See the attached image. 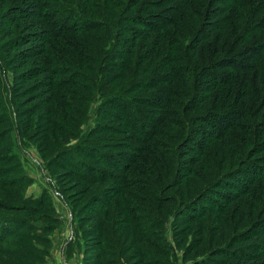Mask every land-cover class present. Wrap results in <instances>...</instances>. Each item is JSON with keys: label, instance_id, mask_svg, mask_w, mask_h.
Instances as JSON below:
<instances>
[{"label": "rangeland", "instance_id": "374dc122", "mask_svg": "<svg viewBox=\"0 0 264 264\" xmlns=\"http://www.w3.org/2000/svg\"><path fill=\"white\" fill-rule=\"evenodd\" d=\"M60 1L69 8L72 14L76 13L70 20L71 23L67 24L68 27L62 28V33L66 30L68 32L76 31L74 28L79 23L73 26L71 24L81 16L91 21L86 24L87 28H91L95 24L98 26L101 20L97 18H101L100 12L104 8H107L104 10H108L116 7L117 9L113 10L115 17L118 14L120 17L126 15L128 18L133 16L152 18L157 15L170 16L169 8L175 4L174 0H152V5L155 7L146 8L141 5L142 9L139 10L138 5L132 6L134 0ZM22 6L27 13L34 14L36 12L31 0H0V65L4 63L5 66V69L0 68V108H4L7 112L0 113V118L3 120L0 122V130L6 128L2 131L3 134L6 133L3 141L5 146L0 147V201L18 202L17 193L11 189L17 178L12 174H6L5 168L19 166L18 171L20 168V172L30 178V182L23 191L24 197L35 199L45 190L51 197L54 214L59 217V220L55 227H46L44 230L37 227L34 231L33 234L36 238L31 239L29 244L31 248L36 249L38 260L33 259L30 255L25 256V253L20 258L27 264H32L31 262L35 264H83L85 241L82 238V231L86 230L85 240L91 244L96 238L89 236V230L94 231L98 227V223L102 227L104 235L112 236L115 239L117 251L122 244L125 247L128 246L127 243L134 236L130 222H134L137 226L136 231L140 234L137 235V239L140 238L138 236H144L147 242L151 243L152 246L146 245L147 248L152 250V247L159 246V244L163 246L159 237L160 232L152 228L146 229L148 226L144 225L148 220L145 218L148 217L150 206L153 205L152 202L150 203L151 191L154 190L156 196L172 193L178 195L180 199L194 198L197 200L198 197L195 198V195L201 191V188H213L217 192L213 200H220V192H223L224 189L213 187L215 185L213 182L218 175L222 176L220 178L222 180L223 175L231 174L233 171L229 173L228 170L240 166L245 158L244 154L247 152L248 157H252L253 150L251 151L250 148L257 143L258 135L256 140L250 137L247 141L238 140L237 144L236 140H233L234 136L224 137L210 142L204 152L201 151L202 153L198 154L197 152L191 153L192 143L187 141L192 136L194 138H199V136L196 137L192 133L187 134L179 144V154L182 160L180 167L189 166L185 161L189 156L199 158L202 155L201 162L194 167L195 177H186L179 186L168 185L161 194L157 193L159 189L156 186H159V181L164 183L162 178L165 172L164 165L168 166V162L164 161L168 150L166 149L162 153L160 147L167 145L171 148L179 143L177 138L180 137L173 141L164 135L175 133L179 135L178 126L175 125L176 121L174 124L171 123L172 121L162 125L157 123L159 131H156L154 136L152 135L151 140L146 141V134L133 133L130 127L122 123L123 119L118 118L120 117L119 112L113 115L108 111L109 109L104 111L103 105L100 107V102L116 94L117 92H114L113 89L116 86L131 87V84L133 86L135 82L150 76L151 70L160 61H166L164 56L168 52L165 51L167 46L165 41L161 39L159 42L157 37V48L153 52L154 47L148 41L154 39L152 40L148 34L134 33L133 30L140 31L141 29L140 25L134 27L133 23L128 24L125 30L123 24L120 23L118 34H116V23H113L114 28L111 23L110 27L106 23L95 30H82L80 35H68L67 33L61 38H51L50 41H47V45H50L52 52L58 58L57 62L52 61L51 64L61 70L67 71L68 69L69 73H65L67 75L62 73L63 75L60 76L69 77L68 74H70L68 82L72 84L60 83L57 87H51L48 76L39 72L48 59L44 55H35L30 52L42 47L44 42L27 41L25 45L19 46L11 43L14 41L13 39L26 34L35 33L38 36L45 34V28L38 19L33 17L18 19L17 15L20 12L17 9ZM104 16L103 19L109 22V18H104ZM8 18L12 20L6 21ZM184 38H181L180 41L183 42ZM216 38L217 35H214L213 40L208 42L206 47L214 46ZM170 39L171 37L167 40ZM172 68L173 66L165 68L163 71L160 69L157 74H165V70L170 72ZM175 74L177 78L182 77V74L180 75L177 71ZM150 90L157 92L160 90V85L157 84L151 89L134 88L130 95L132 97L136 95V99L137 96L151 99ZM180 91L184 93L186 90ZM10 92H12V97ZM183 100H186V97H183ZM146 106L140 108L146 110ZM173 108L179 110L180 107ZM203 108L208 109L209 105H203L202 110ZM202 110L199 109L201 112ZM145 113L146 116H151L148 112ZM6 119L12 121L13 124H10ZM11 125H13L12 128ZM20 126L25 129L24 135L21 134V136L17 131ZM195 127L203 129L197 124ZM188 131H191L190 127ZM132 135L134 136L132 137ZM231 135L238 136V133L234 131ZM136 136H143L145 143L140 145ZM83 138L96 140L100 144L99 148L104 152L129 151L128 156L119 153L117 157L122 162L130 159L133 162L130 165H125L124 169L126 177L130 179V184H128L130 187H121L115 182V179H107L98 183L81 179L73 173L62 175L64 169H57L53 165L57 152L60 148L77 144ZM260 140L263 143L262 139ZM263 154L264 152L261 153V156ZM7 156H9V160L5 161ZM254 156L257 157V155ZM49 160L50 162L47 164ZM168 161L172 162V157ZM118 171L121 172V170ZM182 171L183 169L179 170V174L184 176ZM11 178H13V183L8 184L10 189L8 190L6 189L7 183H9L7 180ZM3 182L6 184L2 185ZM208 182L212 184L210 183V185ZM206 183L208 184L202 187ZM58 186L64 190V196L68 197V205L58 193ZM261 186H264V183H261ZM113 188L117 192L121 190L120 199L111 194ZM122 196L130 201L127 203V207L123 204ZM252 196L258 197L259 200ZM252 196L239 197L234 200V205H228L219 212L205 213L201 218L196 219L189 225V230L186 232L185 246L199 245L198 252L202 254L211 247L228 242L233 235L249 231L255 221L264 220V193L257 189ZM96 197L101 198L106 206L95 207L93 200ZM207 206L212 208V205ZM127 208L130 220L128 225L126 224L128 219H124L126 214L120 213ZM32 210L31 212H33ZM153 212L156 213L154 208ZM28 214L33 216L30 214V210ZM37 224L40 226L43 222H37ZM183 224L185 225V223ZM168 226L166 237L174 249L178 262H180L181 250L172 240V231L168 229ZM255 239L256 237L252 240ZM261 240L264 238L262 237ZM89 254H95V251L92 250ZM89 258L87 260L91 264H99L94 261V258L93 260ZM161 258L165 259L164 256ZM114 260V263L111 261L107 264H123L126 261V256L120 254L117 256L116 254ZM0 264L3 263L0 262Z\"/></svg>", "mask_w": 264, "mask_h": 264}, {"label": "trees", "instance_id": "16d2710c", "mask_svg": "<svg viewBox=\"0 0 264 264\" xmlns=\"http://www.w3.org/2000/svg\"><path fill=\"white\" fill-rule=\"evenodd\" d=\"M174 1L175 4L169 8L170 16L157 15L152 18L133 16L128 18L126 15L120 17L117 14L116 18L115 12H113L117 9L116 7L108 10H104L107 9L104 8L100 12L101 18H97L101 20L98 26L95 24L91 28H87L86 24L90 20L81 16L71 24L73 26L79 23L74 28L76 31L68 32L66 30L63 33L62 28L68 27L67 24L76 13L72 14L60 0H31L36 8L34 14L27 13L23 6L17 9L20 12L17 15L18 19L32 17L38 19L45 28V34L43 36H38L35 33L26 34L13 39L14 41L11 43L19 46L25 45L27 41L44 42L42 47L30 52L35 55H44L48 59L39 72L48 76L51 87H57L60 83L72 85L71 82H68L70 74H68L69 77L60 76L63 75L62 73L67 75L65 73H69L68 69L67 71L61 70L51 64L52 61H58L50 45H47V41H50L51 38H61L67 33L68 35H80L82 30H95L106 23L109 27L111 24L113 27V23H116V34H118L120 23L123 24L124 30L128 24L133 23L134 27L140 25L141 29L140 31L133 30L134 33L148 34L152 40L154 39L148 41L154 47L153 52L157 48V37L159 42L161 39L165 41L167 45L165 51L169 53L164 56L166 61H160L151 70L150 76L135 82L133 86L132 84L131 87L116 86L113 89L117 93L100 102V107L103 105L104 111L109 109L108 111L113 115L119 112L120 117L118 118H122V123L130 127L133 133L146 134L147 136L144 135L146 141L151 140L156 131H159L157 123L162 125L172 121L171 123L174 124L176 121L175 125L178 126L179 135L176 133L164 135L173 141L180 137L177 138L179 143L171 148L167 145L160 147L162 153L166 149L168 150L166 152L168 156L165 154L166 158H164V161L168 162V166L164 165L165 172L162 175L164 183L159 181V186H156L159 189L157 193L161 194L168 185L179 186L186 177H195L194 167L201 162L202 155L199 158L189 156L185 160L189 166L180 167L182 160L179 154V144L187 134L192 133L196 137L199 136V138L192 136L187 141L192 143L191 153L197 152L198 154L204 152L210 142L224 137L234 136L233 140H236L237 144L238 140L247 141L250 137L256 140L258 135L257 143L250 148L251 151L253 150L252 157H248L247 152L244 154L245 158L243 157L242 164L236 167L239 170L233 167L228 170L229 173L233 171L231 174L223 175L222 180H220L222 176L218 175L217 179H219L213 182L215 183L213 187L224 189L223 192H220V200H213L214 195L217 194L213 188H201V191L195 195V198L198 197L197 200L194 198L180 199L178 195L172 193L156 196V192L150 190L152 192L150 203L152 202L153 205L150 206L148 217L145 218L148 220L144 225L148 226L146 229L152 228L160 232L159 237L163 246L159 244L150 250L146 245L149 247L152 245L147 242L144 236H138L140 238L137 239V235L140 234L136 231V224L128 219L127 208L120 213L126 214L124 218L128 219L126 224L128 225L130 222L132 230H134L132 232L134 236L127 243L128 246L125 247L122 244L118 252L115 248L117 245L115 239L112 236L104 235L102 227L98 223V227L94 231L89 230V236L96 238L91 244L85 240L86 230L82 231V238L85 241L83 264H91L87 260L89 257L92 260L94 258V261L99 264H107L111 261L114 263L116 254L117 256L119 254L126 256V261L123 264H264V240H261L262 237L264 238V220L255 221L249 231L233 235L228 242L211 247L202 254L198 252L199 245L185 246L189 225L201 218L203 214L212 211L219 212L228 205H234V200L239 197L252 196L257 189L264 193V186H261V183H264V154L261 156V153L264 152V0ZM152 3V0H134L132 6L138 5L140 10L142 9L141 5L146 8L155 7ZM103 16L104 18L108 17L109 22H106ZM11 20L8 18L6 21ZM214 35H217L214 46L206 47V44L213 40ZM170 37L171 39L167 40ZM181 38H184L183 42L180 41ZM171 66H173L172 71L165 70V74H157L160 69L163 71ZM4 67V63L0 65L1 69H5ZM174 70L180 75L182 74V77L177 78ZM157 84L160 85V90L157 92L150 90L151 99L144 98V96H137L136 99L135 94L133 97L130 95L134 88L151 89ZM180 90L186 91L182 93ZM10 95L13 96L12 92ZM183 97H186V100H183ZM139 105H147V111L142 110ZM203 105H209V108L202 110ZM177 106L180 107L179 110H174L173 107ZM1 112L7 113L4 108H0ZM145 112L151 116H146ZM1 121L3 120L0 118ZM8 122L13 124L12 121ZM196 124L203 129H197ZM12 127L13 125H11ZM189 127L191 131H188ZM4 129L0 130V147L5 146L3 141L6 133L2 132ZM17 131L21 136V134L24 135L25 129L20 126ZM234 131L238 133V136L231 135ZM143 138V136H136L140 145L145 143ZM19 140L22 141L20 137ZM99 147L100 144L96 140L83 138L73 146L60 148L53 165L57 169H64L62 175L73 173L81 179L98 183L107 179H115V182L121 187H130L128 185L130 179L126 177L124 169L125 165H130L133 162L131 159L122 162L117 157L119 153L128 156L129 151L104 152ZM170 157H172V162L168 161ZM7 160H9V156L5 157V161ZM49 162L50 160L47 164ZM18 167L14 165L10 166V169L5 168L6 174H12L17 178L16 183H13V178L7 180L9 183H7L6 189L10 190L8 184L13 183L11 189L17 193L18 202L0 201V262L3 264L6 262L7 264H27L20 258L22 254L24 256V253L25 256L30 255L33 259L38 260L36 249L31 248L29 244L31 239L36 238L33 234L34 231L37 227H40L41 230L46 227H55L59 220V217L54 214L51 197L45 190L38 198L24 197L23 191L30 182V178L22 174L20 168L18 171ZM182 169L184 176L179 174V170ZM113 189L111 194L119 198L121 190L117 192V186L116 189ZM57 191L68 205V197L64 196L61 186H58ZM252 197L259 200L258 197ZM121 198L127 207L129 199L123 196ZM93 203L97 208L106 206L104 201L98 197L93 200ZM207 205H212V208ZM153 208L156 213L153 212ZM29 210L32 217L28 214ZM37 222H43V224L37 226ZM167 226L172 231V240L176 247L181 250L180 262H178L174 249L166 237ZM254 237L256 239L252 240ZM42 241L45 240L42 239ZM92 250L95 251V254H89ZM161 256H164L165 259L162 260Z\"/></svg>", "mask_w": 264, "mask_h": 264}]
</instances>
